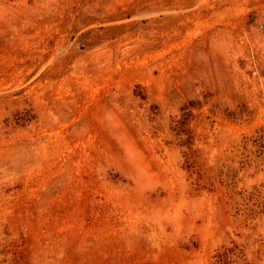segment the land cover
<instances>
[{
  "label": "rangeland",
  "instance_id": "obj_1",
  "mask_svg": "<svg viewBox=\"0 0 264 264\" xmlns=\"http://www.w3.org/2000/svg\"><path fill=\"white\" fill-rule=\"evenodd\" d=\"M0 264H264V0H0Z\"/></svg>",
  "mask_w": 264,
  "mask_h": 264
}]
</instances>
